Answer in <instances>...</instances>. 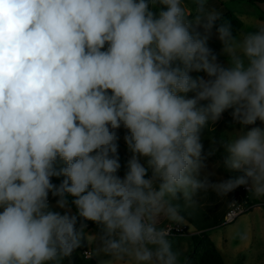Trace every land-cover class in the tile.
Wrapping results in <instances>:
<instances>
[{"label":"clouds","instance_id":"clouds-1","mask_svg":"<svg viewBox=\"0 0 264 264\" xmlns=\"http://www.w3.org/2000/svg\"><path fill=\"white\" fill-rule=\"evenodd\" d=\"M221 20L208 0H0V264H71L84 221L100 264H184L161 226L186 224L174 201L264 198V127L244 130L264 123V23L216 27L224 64L208 45ZM228 110L242 127L223 167L242 175L212 182L201 134Z\"/></svg>","mask_w":264,"mask_h":264},{"label":"rangeland","instance_id":"rangeland-1","mask_svg":"<svg viewBox=\"0 0 264 264\" xmlns=\"http://www.w3.org/2000/svg\"><path fill=\"white\" fill-rule=\"evenodd\" d=\"M188 2L190 4V0ZM208 5L217 11H220V5L231 11L242 23L240 31H252L257 25L264 23V20L260 19L264 17V4L251 5L241 0H208ZM152 10L156 12L155 8ZM156 13L158 14V12ZM208 45L217 54L218 62L227 64V56L221 53L222 45L213 31ZM190 75L193 78L204 76L207 79L206 74L203 72H191ZM191 95L189 93V96ZM230 111H226L218 122L210 124L201 134L202 154L205 156L204 163L206 165L201 170V178L207 176L212 182L239 176L238 171H229L223 167V159L226 153L222 142H226L232 134L238 132L242 127L233 122ZM257 126L264 127V123L258 120L255 125L244 126V130L247 131L251 127ZM126 131L123 127L117 130L119 136L118 155L129 159L131 153L128 151L124 141ZM141 163H145L143 158ZM121 173L122 167L119 169L118 175L121 176ZM234 193L235 191L221 197L212 190L201 192L198 194V204L195 208L184 209L182 199L174 201V203L181 206V214L185 217V225L188 229L204 233L212 242L221 258L222 264H264V205H262L264 198L257 199L247 192L246 195L250 201L256 202L255 206L232 223L222 225L223 208L233 198ZM238 199L237 197L234 200L238 201ZM57 200L49 193L48 210L64 214L67 209L59 208ZM70 209L71 213L75 214L74 210ZM169 224L171 223L165 220L162 221L161 226L166 228ZM85 233L86 237L82 241V246L85 245V249H88L92 255L83 264H100V261L109 259L103 254H95L99 247L98 239L91 243L87 240V236L98 237L100 229L87 226ZM190 237L189 235L176 238L170 237L174 242V247L181 253L184 264H195L193 259L195 257L193 254L194 248ZM82 246L75 251L77 256L82 257L80 250Z\"/></svg>","mask_w":264,"mask_h":264},{"label":"trees","instance_id":"trees-1","mask_svg":"<svg viewBox=\"0 0 264 264\" xmlns=\"http://www.w3.org/2000/svg\"><path fill=\"white\" fill-rule=\"evenodd\" d=\"M241 1H244V2L251 4V5L264 4V0H241ZM160 9H161V6L158 4L155 7V10H156V12H159ZM219 12L221 13L222 20L217 21L216 25L212 29V31L215 34H216V27L219 26V24L223 20H228L232 23L234 32L238 33L241 30V28H242L241 21L231 11L227 10L226 8H224L220 5V11ZM260 19L264 20V17H261ZM119 159H120V164L122 167L121 177H123V175L125 174V172L127 170L126 164H127L128 158L119 156ZM58 166H60V165H58ZM238 175H242V173L238 172ZM63 179H64L63 176L51 178L53 184H55L57 186L62 182ZM246 193L247 192L244 191L242 189V187L235 190V193L232 196L233 198L228 203H226V205L223 208V213H224L223 217L225 215V212L227 211L229 204L232 202V200L236 199L237 197L239 198L238 201L244 205L256 204V202L253 203L250 201V199L248 198ZM55 198L59 199V197H55ZM72 199H74V198L68 197L69 207L72 208L73 210H75V206L71 203ZM85 223H86V225H88L90 227H96V228L100 229L98 225H96L95 223H93L91 221H86ZM197 232H199V231H197ZM190 241H191V244L194 248L193 254L195 255V257L193 259H194L195 264H222L221 258L219 256L216 248L214 247L212 242L207 238V236L204 233L199 232L197 235L191 236ZM83 248H85V245H83L80 250L82 251ZM70 260H71V264H83L85 261L82 257L77 256V253H74L73 256L70 258ZM181 260H182V258H181ZM187 262H190V261H187ZM65 264H69V260H66Z\"/></svg>","mask_w":264,"mask_h":264},{"label":"built area","instance_id":"built-area-1","mask_svg":"<svg viewBox=\"0 0 264 264\" xmlns=\"http://www.w3.org/2000/svg\"><path fill=\"white\" fill-rule=\"evenodd\" d=\"M242 189L244 191H246L245 187H242ZM262 205H264V203ZM254 206H255V204L254 205H244L237 200L232 201L229 204L227 211L225 212V215H224L223 221H222V225L232 223L241 215L249 212ZM74 213H76V208L74 210ZM85 222L86 221H84V223ZM77 226L79 227V222H78ZM166 228L170 232L171 238L182 237V236H186V235L194 236V235H197L199 233V232H196L195 230L190 231L186 225H176L173 223L167 225ZM81 256L84 260H88L90 258V251L88 249L83 248L81 251Z\"/></svg>","mask_w":264,"mask_h":264},{"label":"crops","instance_id":"crops-1","mask_svg":"<svg viewBox=\"0 0 264 264\" xmlns=\"http://www.w3.org/2000/svg\"><path fill=\"white\" fill-rule=\"evenodd\" d=\"M233 201V200H232ZM264 203V202H263ZM228 206V205H227Z\"/></svg>","mask_w":264,"mask_h":264}]
</instances>
